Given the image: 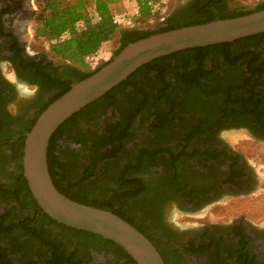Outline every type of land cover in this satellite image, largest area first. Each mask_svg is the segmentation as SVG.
Returning <instances> with one entry per match:
<instances>
[{"label":"flooded vegetation","instance_id":"obj_1","mask_svg":"<svg viewBox=\"0 0 264 264\" xmlns=\"http://www.w3.org/2000/svg\"><path fill=\"white\" fill-rule=\"evenodd\" d=\"M191 2L176 0L167 17ZM37 9L36 0H0V264L37 262L36 255L32 261L23 254L25 246L50 252L49 245L22 229L25 224L36 233L43 228L48 242L59 239L60 248L69 258L75 254L76 264H122L124 259L117 260L112 248L92 238L69 236L67 229L57 232L55 223L41 220L45 213L33 201L27 180L22 178L24 171L22 175L17 158L19 139L39 112L41 99L47 102L56 91L42 87L37 78L41 72L49 77L65 76L71 68L69 61L62 58L64 63L57 62L38 47L34 28ZM122 33L123 30L118 47ZM231 52V58L220 55L219 62L207 56L204 73H200L199 65H193V60L183 67L173 61L176 68L170 76L176 85H166V90L174 94L181 86V91L176 96L177 109L168 111L171 120L155 126L151 117L142 125L146 114L140 117L138 111L134 138L126 144L131 151L135 142L145 141L141 159L146 169L139 176L148 185L147 193L131 202L130 213L169 263L184 258L191 262L199 259L202 264H264V226L252 220L239 216L231 222L208 221L192 229L172 219L177 210L195 212L226 197L249 195L261 183V172L243 151L225 140L223 133L239 130L245 138L264 143V33L254 35L243 46L233 47ZM196 74H201L198 80L206 88L237 90L232 106L227 105L228 101L226 104L225 98L212 99L214 102L198 90L182 85L184 79H193ZM26 87H32L33 92L28 93ZM22 100L25 102L21 107ZM210 103L209 114L191 112L195 107L211 106ZM223 106L232 111V118L224 116ZM103 110L96 109L88 120H81L83 124L88 122L83 139L89 141L93 131L101 135L107 122L119 121L120 114L111 106ZM238 112L241 114L235 115ZM71 128L64 161L73 166L78 158L85 160V153L82 144L74 140L77 128ZM11 135L14 137L10 138ZM135 155L134 151L129 154L131 159ZM103 178L108 180L106 175Z\"/></svg>","mask_w":264,"mask_h":264},{"label":"trees","instance_id":"obj_2","mask_svg":"<svg viewBox=\"0 0 264 264\" xmlns=\"http://www.w3.org/2000/svg\"><path fill=\"white\" fill-rule=\"evenodd\" d=\"M36 1L39 2L35 14L36 38H42L48 42V49H43L47 55L61 57L69 61L71 68L65 76L49 77L48 74L41 72L37 80L42 87L54 88L56 91L47 102L44 103L41 99L42 106L25 133L31 129L40 113L50 103L70 89L74 82L98 71L128 43L157 32L185 25L205 23L220 18L236 17L264 8V0L259 1L251 8L243 6L230 8L228 0H192L188 7L174 16L165 18V26L146 28L142 24L149 22L159 13L166 1L134 0L138 8L128 22L131 23L133 20L137 25L123 29V33L120 36L121 44L115 50L112 58L101 60L97 65H92L87 61V58L98 54L102 45L120 29V23L116 18L120 15H117L112 8V4L119 0ZM91 5L92 11H90ZM253 37L254 35L232 42L185 49L156 58L138 68L126 80L68 118L54 132L48 147L49 171L57 189L77 202L113 211L138 228L152 241L146 230L136 223L130 213L133 205L131 202L139 196L145 195L148 191L147 182L143 177L139 176L146 169V165L141 159L144 153L145 141L135 142L131 151L126 149L127 142L134 138L132 131L137 122L136 119L146 114L143 117L142 125H145V122L153 117L152 125L155 126L164 125L166 120H171L172 115L168 118V111L177 109L176 96L181 91V86L174 94L171 90H166V85L172 84L171 86L173 87L176 85L170 76V73H173L174 68H176L172 63L173 61L176 62L175 64L178 67L181 65L183 67L186 66L187 61L193 60V65H199L201 67L200 73H204L203 65L207 56H212L216 62H219L218 57L220 55L231 58L233 47L243 46L244 43ZM200 75L196 74L193 79H184L181 83L186 88L198 90L201 95H206L210 100L218 97L225 98L226 104L228 101L227 105L232 106V99L234 100L239 93L237 90L206 88L198 80ZM177 82L179 83V81ZM185 91L183 89L184 93ZM212 101L216 102V100ZM210 104L211 106L202 109L195 107L196 109H191V112L196 110V113L205 111L206 114H209L208 112L212 108V103ZM108 105L120 114L119 121L115 123L107 122L101 135L97 131H93L89 141L83 139V129L88 122L83 124L81 120L86 118L88 120L90 113L101 107H103L105 112ZM226 108L223 106L221 109L222 111L225 110L224 116L232 118L234 114H232L231 110H226ZM138 111H141L140 115L137 114ZM236 114L239 116L241 112ZM72 126L78 130V135L74 140L82 144L85 153V160L78 158V160L74 161L73 166L68 165L69 163L64 161L66 153L69 151L67 150L69 148L67 140L71 137ZM13 137L14 135H11L10 138ZM24 139V135L19 139L21 143L17 151L22 175ZM132 151L136 154L135 159H131L129 156ZM103 175H106L108 180L103 178ZM22 178L26 181L24 175ZM33 201L42 211L34 198ZM42 219L55 223L58 229H67L69 236L92 238L103 246L112 248L115 250L117 260L124 259L122 264H137L132 256L121 246L105 239L101 235L59 224L47 214L42 215ZM24 221L27 223L26 219ZM28 223L30 224V221ZM22 227L23 230L30 232V235L34 234L38 237L42 244L49 245L50 252H46L43 249L40 251L29 250L25 246L22 251L24 255H28L29 260H32L34 255L38 257V261L33 262V264H76L74 262L75 254L73 253L69 258L60 248L59 239L53 240L55 241L54 243L53 241L48 242L49 236L44 232L43 228L36 233L27 224ZM57 235L59 236V234ZM162 256L166 264H170L168 259L164 255Z\"/></svg>","mask_w":264,"mask_h":264},{"label":"water","instance_id":"obj_3","mask_svg":"<svg viewBox=\"0 0 264 264\" xmlns=\"http://www.w3.org/2000/svg\"><path fill=\"white\" fill-rule=\"evenodd\" d=\"M264 33V8L250 13L185 25L128 43L98 71L74 82L50 103L24 134L23 171L42 211L59 224L101 235L121 246L137 264H166L156 245L111 210L77 202L55 186L48 166L49 142L68 118L156 58Z\"/></svg>","mask_w":264,"mask_h":264},{"label":"rangeland","instance_id":"obj_4","mask_svg":"<svg viewBox=\"0 0 264 264\" xmlns=\"http://www.w3.org/2000/svg\"><path fill=\"white\" fill-rule=\"evenodd\" d=\"M133 1V2H132ZM161 11L157 13L149 22L142 24L146 28H157L164 23L167 14L171 10L174 2L176 0H165ZM188 1V0H181ZM261 0H228V5L230 8L235 7H254ZM67 2H74V0H67ZM38 6L39 2L36 1ZM136 1L134 0H119L112 4V8L117 15H120L121 20L120 29L113 34L100 49V58L101 60H108L114 56L115 50L118 48V40L120 31L137 25V23H129L128 20L130 17H133L134 8L138 6L135 5ZM92 11V5L90 7ZM36 24H34L35 28ZM38 47L43 50L48 49V42L42 38H37ZM57 62H65L62 58L55 56ZM11 74V72H10ZM28 93L33 92L32 87L25 88ZM48 92L45 93V95ZM28 95V98H31ZM25 100L20 101V106L22 107ZM175 124V123H174ZM180 126L179 124H177ZM225 140L234 148L243 151L246 156L250 159L249 162L254 164V167L257 171H260L262 174L261 183L257 189L246 196H236V197H226L222 200H218L208 205L202 210H197L195 212L180 213L175 211V207L172 209L173 221H176L182 226H188L192 229H196L206 222H231L232 220L238 218L239 216L245 217L247 220H252L256 222L259 226H264V143L256 142L250 138H245V134L239 130H230L223 133ZM174 206L175 204L172 203ZM60 230L57 229V232ZM192 260V259H191ZM193 264H202V261L199 259L192 260ZM190 260L184 258H176L174 261H171L170 264H188L192 263Z\"/></svg>","mask_w":264,"mask_h":264},{"label":"built area","instance_id":"obj_5","mask_svg":"<svg viewBox=\"0 0 264 264\" xmlns=\"http://www.w3.org/2000/svg\"><path fill=\"white\" fill-rule=\"evenodd\" d=\"M116 18L119 21V23H121L119 16H117ZM87 61L90 62L92 65H97L101 61L100 51L98 54L88 57Z\"/></svg>","mask_w":264,"mask_h":264},{"label":"crops","instance_id":"obj_6","mask_svg":"<svg viewBox=\"0 0 264 264\" xmlns=\"http://www.w3.org/2000/svg\"><path fill=\"white\" fill-rule=\"evenodd\" d=\"M132 2H133V1H132ZM135 5H137V3H136ZM137 8H138V7H137ZM137 8H136V9L134 8V12H133V13H136V11H137Z\"/></svg>","mask_w":264,"mask_h":264}]
</instances>
